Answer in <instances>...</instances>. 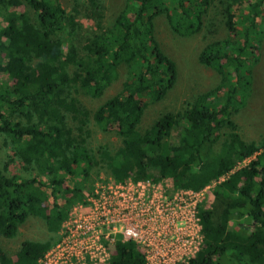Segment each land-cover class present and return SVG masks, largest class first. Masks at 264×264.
I'll use <instances>...</instances> for the list:
<instances>
[{
  "label": "trees",
  "instance_id": "trees-1",
  "mask_svg": "<svg viewBox=\"0 0 264 264\" xmlns=\"http://www.w3.org/2000/svg\"><path fill=\"white\" fill-rule=\"evenodd\" d=\"M71 1L68 10L59 0H0V149L8 151L0 158V237H13L30 215L51 236L22 240L17 259L0 246V264H36L71 207L92 191L103 154L87 143L90 115L120 137L103 162L115 180L147 177L151 169L182 188L211 186L220 208H199L203 245L192 264H264V137L245 140L233 119L259 60L264 0H170L171 7L165 0H125L109 25L103 0ZM81 10L95 27L65 47L63 39L81 28ZM160 13L178 35L199 32L205 23L209 33L222 28L224 35L197 55L220 78L140 129L145 108L162 100L177 78L155 36ZM120 67L126 71L121 90L90 114L73 93L100 97ZM233 217L244 219L236 229L229 227ZM108 248V264H145L130 240Z\"/></svg>",
  "mask_w": 264,
  "mask_h": 264
},
{
  "label": "built area",
  "instance_id": "built-area-1",
  "mask_svg": "<svg viewBox=\"0 0 264 264\" xmlns=\"http://www.w3.org/2000/svg\"><path fill=\"white\" fill-rule=\"evenodd\" d=\"M160 177L96 183L36 264H108V244L116 239L134 242L145 264H192L203 245L198 207L207 186L182 188Z\"/></svg>",
  "mask_w": 264,
  "mask_h": 264
},
{
  "label": "rangeland",
  "instance_id": "rangeland-1",
  "mask_svg": "<svg viewBox=\"0 0 264 264\" xmlns=\"http://www.w3.org/2000/svg\"><path fill=\"white\" fill-rule=\"evenodd\" d=\"M59 1L68 10L73 4L71 0ZM103 1L105 14L104 23L109 25L112 23L119 11L123 8L125 0ZM169 1L170 0H165V3L171 7V3ZM76 19L81 24V28L77 35L63 39V44L65 47L69 46L70 42L78 43L95 27L94 20L87 16L82 10L76 13ZM154 25L155 36L159 46L164 53L174 60L176 64L177 78L174 86L167 92L162 100L149 103L145 108L144 114L139 124L140 129L148 126L153 121V119L163 111H178L182 109L188 100H191L197 93L215 86L219 82L220 78L214 69L200 63L197 59V55L204 44L210 39L220 38L224 35L222 28L217 30L218 32L215 31L209 33L208 26L205 23L204 28H202L199 32L187 36L178 35L169 26L165 13H160L155 17ZM125 76V69L120 67L117 78L111 83L110 86L105 89L100 97H91L80 91L73 93V95L80 101L82 105H84V107L89 110L91 114V112L103 100L121 90L122 82L125 79ZM4 78V75H0V79ZM247 95L248 96L246 97L245 102L238 108L236 112L233 113V119L238 126V131L245 140L259 141L262 137H264V33L260 41L259 60L253 66L252 82ZM89 118L90 121L87 124V128L89 130L87 143L90 147L96 150L101 147V154H103V156H100V165L95 167L92 174L94 188L96 183L108 179L109 175L103 167V162H105L107 159L106 157L109 154L113 153L120 146L121 140L114 131L101 130L93 122L91 115ZM1 143L2 138L0 137V145ZM3 149H0V158H6L5 155H7L8 151L5 150V148ZM245 162L246 161H243L238 165L241 166ZM11 167L17 169L18 165L12 164ZM145 175L154 179L161 178V175H156L151 169H148ZM205 188L206 189L203 191L202 198L204 200L202 203H200L198 209L201 208V205L206 209H219L220 205L214 201L213 195L211 193V186H207ZM87 193L89 192H85V195ZM238 222H240L242 225L244 219L240 217L231 218L229 221V227L236 229L239 227ZM50 237L51 236L46 231L43 221L36 216L30 215L22 224L19 225L17 232L13 237H0V246L10 253L14 259H17L18 249L22 240L30 238L34 240L45 241Z\"/></svg>",
  "mask_w": 264,
  "mask_h": 264
}]
</instances>
